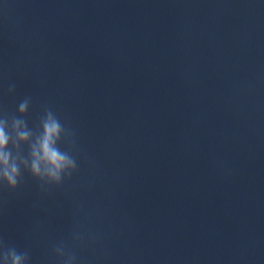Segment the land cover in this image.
<instances>
[{
  "label": "clouds",
  "instance_id": "9594fccd",
  "mask_svg": "<svg viewBox=\"0 0 264 264\" xmlns=\"http://www.w3.org/2000/svg\"><path fill=\"white\" fill-rule=\"evenodd\" d=\"M9 84L8 92H15ZM30 96L19 101L15 112L0 107V191H16L27 172L39 183L42 191L59 187L79 171V149L76 133L62 123L50 106L43 107V115L35 127H30L27 114ZM64 145V146H62ZM79 233L74 241H82ZM59 264H76L74 251L63 243L54 247ZM30 252L6 245L0 240V264H29Z\"/></svg>",
  "mask_w": 264,
  "mask_h": 264
}]
</instances>
